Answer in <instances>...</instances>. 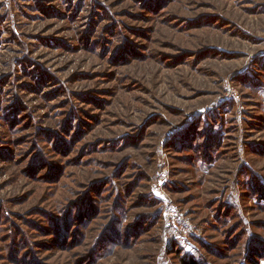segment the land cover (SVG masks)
<instances>
[{
    "label": "rangeland",
    "instance_id": "rangeland-1",
    "mask_svg": "<svg viewBox=\"0 0 264 264\" xmlns=\"http://www.w3.org/2000/svg\"><path fill=\"white\" fill-rule=\"evenodd\" d=\"M190 259L264 264V0H0V264Z\"/></svg>",
    "mask_w": 264,
    "mask_h": 264
},
{
    "label": "trees",
    "instance_id": "trees-1",
    "mask_svg": "<svg viewBox=\"0 0 264 264\" xmlns=\"http://www.w3.org/2000/svg\"><path fill=\"white\" fill-rule=\"evenodd\" d=\"M215 138H213V137H211L210 135L206 138V142H211V144H210V146H206L205 148H204V150H206L207 148H214V146H215V144L216 143H214L212 140H214ZM177 147H179V146H177ZM191 147H192V145H191ZM179 149H181V148H179ZM194 150H195V148H193ZM196 151V150H195ZM208 160V159H207ZM211 160V158H209V161ZM136 182V181H135ZM136 183H134V185H135ZM254 186V185H253ZM252 186V192H253V189H254V187ZM130 187H132V186H130ZM249 192H251V190H249ZM253 193H255V192H253ZM93 194H90L88 197H87V199H86V201L87 200H89L90 198H92L91 196H92ZM256 195H260L259 193H257ZM88 202V201H87ZM117 205H118V202H117V204H116V210H117ZM120 208H118V210H119ZM121 211V213L119 214V220H120V223H121V221L122 220H125L124 218H125V216L127 217L128 215V210L129 209H126V205L124 206V210L123 209H120ZM79 214V215H78ZM76 219L78 220V222L77 223H80L81 224V226H83L84 228H89V227H91L92 225H93V223L97 220V216H98V211H91V212H84V213H82V212H80L79 213V211H77V213H76ZM76 223V224H77ZM110 227H108V229H107V233L109 232V230L110 229H112V230H116V227L117 226H119L118 225V221L116 220V218H115V216L113 217V219H111V222H110ZM56 229H58L59 228V226H57V227H55ZM97 228H98V230H100L101 231V226L100 227H98L97 226ZM129 228H131V226L129 227ZM56 229L53 231V233L55 234L56 233ZM103 229H104V227H103ZM102 229V230H103ZM139 230H140V228H139ZM99 231V232H100ZM112 239H113V236L112 237H108L107 236V234H106V232L105 233H103V234H101V238L97 241V244H96V249L93 251V254L94 255H96L97 256V258H99V257H101V256H103L104 254H105V252L107 251L108 253L112 250V249H114V247H116V241H112ZM105 243H107V247L106 246H104V244ZM60 245H56V247H52V245H51V248H61V247H59ZM71 248V247H70ZM70 248L68 249V247H63L62 249V251H63V253L64 254H66L67 252H69L70 251ZM100 251H102V253H99ZM98 254V255H97ZM17 256H18V254H16ZM24 257H25V255L21 258V260H23L24 259ZM90 261H91V259H90ZM184 264H187V262H184ZM188 264H199V263H197L195 260H193V259H190L189 261H188Z\"/></svg>",
    "mask_w": 264,
    "mask_h": 264
},
{
    "label": "built area",
    "instance_id": "built-area-1",
    "mask_svg": "<svg viewBox=\"0 0 264 264\" xmlns=\"http://www.w3.org/2000/svg\"><path fill=\"white\" fill-rule=\"evenodd\" d=\"M226 96L228 98H236L237 93L231 87L226 89ZM165 227L172 230L177 237H190L194 234V227L186 214L179 208L170 206L164 213Z\"/></svg>",
    "mask_w": 264,
    "mask_h": 264
}]
</instances>
